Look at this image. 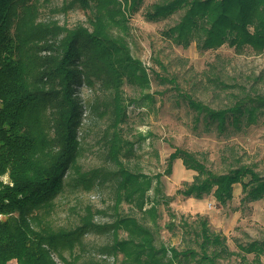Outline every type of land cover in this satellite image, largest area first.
I'll return each mask as SVG.
<instances>
[{"label": "trees", "instance_id": "obj_1", "mask_svg": "<svg viewBox=\"0 0 264 264\" xmlns=\"http://www.w3.org/2000/svg\"><path fill=\"white\" fill-rule=\"evenodd\" d=\"M50 1L0 0V264H56L53 253L64 264H108L106 260L79 263L81 255H76L75 248H83L85 235L93 231L112 232V241L100 248L105 255H113L111 264H219L233 256L245 261L251 253L252 264H262L264 238L240 244V250L234 251L202 215L192 223L184 217L177 223L170 199L162 192L163 173L148 174L122 159L133 154L135 144L145 137L140 133L130 139L124 134L128 108L136 100H127L122 87L128 82L145 90L151 87V77L131 55L119 28L126 23L128 10H135L143 0H66L60 8L63 11L74 6L89 11V28L38 21L40 5ZM179 11L183 12L179 20L165 31L178 45L188 47L196 42L200 51L228 45L240 52L245 48L264 52V0H159L145 16L157 21ZM45 51L48 54L43 55ZM84 80L108 92L106 100L95 99L90 108L100 117H109L104 142L116 169L96 168L94 174L102 178L100 182L107 175L116 177L115 218L95 224V215L105 211L87 205L78 225L57 227L49 216L57 195L65 189L67 173L78 165L79 132L85 124L84 104L76 86ZM171 82L197 113V126L204 122L208 131L241 130L264 114L260 92L240 94L233 104L213 108L182 91L176 79ZM176 159L196 172L191 182L177 190L184 197L213 195L225 205L233 199L236 184L242 186L244 203L264 197V173L251 165L217 172L197 153L175 147L167 159L166 175ZM5 173L8 183L2 180ZM150 189H154L152 205L145 208ZM124 200L136 202L141 218L120 213ZM162 202L172 217L165 226L174 229L180 224L198 239L200 250L157 244L152 227L160 226L157 206ZM121 230L126 236L120 237Z\"/></svg>", "mask_w": 264, "mask_h": 264}, {"label": "rangeland", "instance_id": "obj_2", "mask_svg": "<svg viewBox=\"0 0 264 264\" xmlns=\"http://www.w3.org/2000/svg\"><path fill=\"white\" fill-rule=\"evenodd\" d=\"M65 1L43 2L38 21L52 20L68 28L80 24L89 28V11L79 6L63 11L60 8ZM158 1L143 0L135 10L129 9L126 23L119 28L127 39L131 55L143 63L151 77V87L145 90L135 88L128 82L122 87L127 100H136L128 108L129 120L123 124L124 134L130 139H136L140 133L145 136L135 144L133 154L122 159L130 167L140 168L148 174L163 173L162 192L170 199L177 223L182 217L192 223L202 215L208 219L212 231L226 238L231 250L239 251L240 244L264 238V197L244 203L241 184L234 186V197L225 205L219 204L213 195L202 199L184 197L177 190L191 182L196 172L187 169L181 159L174 161L169 175L164 171L170 153L175 147H183L197 153L207 166L217 172L248 164L264 173V114H260L257 122L248 126L244 124L241 130L208 131L204 122L197 126V113L189 109L171 80L176 79L182 91L213 108L229 106L238 95L246 92L256 91L264 95V52L255 53L249 48L240 52L228 45L200 51L196 42L188 47L178 45L165 35V31L179 20L183 12L157 21L148 20L145 16L147 10ZM44 53L48 54L46 51ZM76 89L84 104L85 126L79 132L81 146L78 165L67 173L65 189L57 195L55 208L49 216L57 227L78 225L87 205L105 211L104 214L95 215V224L103 225L115 218L116 177L107 175L100 182L102 178H96L94 174L96 168L109 172L116 169L115 163L107 157L104 142L109 117H100L90 108L95 99L106 100L108 92L98 83L93 86L86 81L77 85ZM2 180L10 182L9 174L5 173ZM147 197L149 201L145 208L152 205L150 199L154 197V189L147 192ZM157 209L160 226L152 227L157 244L163 242L179 249L190 245L200 250L198 239L180 224L174 229L165 226L172 217L163 202ZM118 210L122 215L130 214L137 218L142 215L136 202L124 200ZM147 222L152 225L149 218ZM124 236L126 232L121 230L120 237ZM112 238L110 231L87 233L84 247L75 248L76 255H81L79 263L92 260L113 263V255L100 251ZM65 255L69 256V251H65ZM52 257L56 264H60L59 260L64 264L57 254L53 253ZM252 259L251 253L246 255L245 261L233 256L220 260L219 264H252ZM261 259L264 264V254ZM15 262L13 260L11 263Z\"/></svg>", "mask_w": 264, "mask_h": 264}, {"label": "built area", "instance_id": "obj_3", "mask_svg": "<svg viewBox=\"0 0 264 264\" xmlns=\"http://www.w3.org/2000/svg\"><path fill=\"white\" fill-rule=\"evenodd\" d=\"M55 259H58V258L55 257ZM58 260H59V259H58ZM59 263L62 264V262H61L60 260H59Z\"/></svg>", "mask_w": 264, "mask_h": 264}, {"label": "crops", "instance_id": "obj_4", "mask_svg": "<svg viewBox=\"0 0 264 264\" xmlns=\"http://www.w3.org/2000/svg\"><path fill=\"white\" fill-rule=\"evenodd\" d=\"M182 161V160H181ZM183 163V162H182ZM185 166V165H184Z\"/></svg>", "mask_w": 264, "mask_h": 264}]
</instances>
